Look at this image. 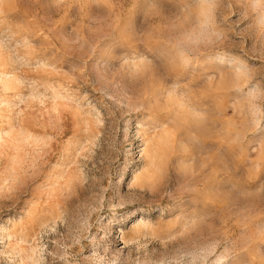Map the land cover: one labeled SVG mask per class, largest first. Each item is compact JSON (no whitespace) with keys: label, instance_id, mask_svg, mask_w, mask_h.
<instances>
[{"label":"rangeland","instance_id":"1","mask_svg":"<svg viewBox=\"0 0 264 264\" xmlns=\"http://www.w3.org/2000/svg\"><path fill=\"white\" fill-rule=\"evenodd\" d=\"M0 264H264V0H0Z\"/></svg>","mask_w":264,"mask_h":264}]
</instances>
